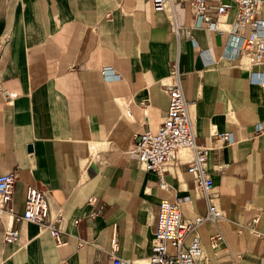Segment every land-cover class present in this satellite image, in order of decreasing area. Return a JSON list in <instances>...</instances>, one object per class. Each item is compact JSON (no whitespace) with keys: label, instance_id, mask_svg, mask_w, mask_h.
<instances>
[{"label":"crops","instance_id":"1","mask_svg":"<svg viewBox=\"0 0 264 264\" xmlns=\"http://www.w3.org/2000/svg\"><path fill=\"white\" fill-rule=\"evenodd\" d=\"M173 3L158 12L152 0H0V175H17L12 213L0 220V264H114V240L117 258L148 264L163 200L183 199L190 222L207 214L188 171L191 149L178 150L164 188L134 152L137 136L167 114L175 62L225 216L194 232L202 264H264V62L251 66L227 34L198 27L190 0ZM235 15L234 6L217 26ZM29 186L62 217L63 246L39 225L14 221ZM10 228L19 231L13 244L4 241Z\"/></svg>","mask_w":264,"mask_h":264},{"label":"built area","instance_id":"2","mask_svg":"<svg viewBox=\"0 0 264 264\" xmlns=\"http://www.w3.org/2000/svg\"><path fill=\"white\" fill-rule=\"evenodd\" d=\"M174 0H152L155 11H164L173 5ZM236 8L235 19L232 23H226L227 28H219L217 25L222 18H226L233 5L223 3L222 0H190L193 7L198 27L215 30L221 34H227L230 44L234 46L236 55H245L251 66H258L264 62V19L259 16V9L263 0H232ZM174 29L177 25L174 22ZM112 71V67L103 68V72ZM174 84L168 88L169 104L167 114L163 122L156 130L142 132L134 142V152L139 156L142 168L155 172L158 176L159 186L164 188L166 183L163 176L168 166L176 159L179 149L189 148L194 157L188 171L194 176L196 185L202 190L208 202L206 215H199L193 221L184 218L181 210L183 199L175 202L163 200L160 204V212L157 222L154 244L148 264H202L204 251L199 237L194 233L196 228L211 221L217 223L222 220L224 212L212 199L214 182L207 170L209 148L196 142L192 120L189 112V103L184 97L181 84L178 62L172 65ZM264 87V82L262 83ZM263 126L257 127V132H262ZM214 137L224 144L234 141L232 133H217ZM218 171L224 174L226 166L217 165ZM17 179L16 173L0 175V220L6 212L12 213L8 204L12 200L14 185ZM94 206L96 199L91 197L88 202ZM102 209V208H101ZM100 212V211H99ZM91 215H94L92 212ZM14 221L31 222L48 230L55 240L56 246L65 244L63 231L60 224L62 217H51L47 194L44 190L35 186H29L22 214H14ZM256 221V219H255ZM193 235L188 241V238ZM19 239V231L14 228L7 229L4 233V241L13 244ZM223 240L221 234L210 238V245L217 249L218 242ZM117 242L113 241L111 255L114 264H133L130 260H121L115 256Z\"/></svg>","mask_w":264,"mask_h":264}]
</instances>
